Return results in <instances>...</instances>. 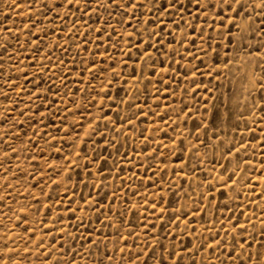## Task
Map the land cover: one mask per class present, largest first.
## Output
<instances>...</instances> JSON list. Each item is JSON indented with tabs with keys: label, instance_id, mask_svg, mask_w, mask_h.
Wrapping results in <instances>:
<instances>
[{
	"label": "rangeland",
	"instance_id": "obj_1",
	"mask_svg": "<svg viewBox=\"0 0 264 264\" xmlns=\"http://www.w3.org/2000/svg\"><path fill=\"white\" fill-rule=\"evenodd\" d=\"M183 2L0 0V264H264V14Z\"/></svg>",
	"mask_w": 264,
	"mask_h": 264
},
{
	"label": "snow or ice",
	"instance_id": "obj_2",
	"mask_svg": "<svg viewBox=\"0 0 264 264\" xmlns=\"http://www.w3.org/2000/svg\"><path fill=\"white\" fill-rule=\"evenodd\" d=\"M70 3V0H69ZM189 3L194 4V6L197 9V14L200 12L205 13V17L207 16V12L205 10L212 11L214 13L215 17H220L221 12L224 10H230L232 13H236L240 11L241 9H245L243 15H248V9H259L262 14H264V0H189ZM129 4H132V0H122L120 4H116L115 0H108L107 6L109 7H117L121 10L126 9ZM235 5V7H233ZM138 5L133 4L132 7L136 8ZM163 9L164 13L166 15L171 14L173 11H179L183 9L185 12L188 11L187 6L183 2V0H167V6L165 7L164 4H161L158 8V10ZM222 19H227V17H222ZM253 17L249 16L250 23L247 26V29L239 28L238 32L236 34L230 35L228 37V42L230 44H234V42L238 41L239 43L236 44V47L239 48L241 51H247L249 56H252L253 52L255 53V56L258 60V66L261 68V77H264V19H261L259 24L255 29L251 26V21ZM233 21L229 20V23L231 24ZM162 23V22H161ZM135 31V29H133ZM202 29H195L194 31H201ZM245 31L248 32V35H245ZM255 36L257 38L256 43H252V37ZM154 47V46H152ZM145 55L150 56L151 53L145 52ZM225 66H227V62L225 63ZM133 72H135V69H133ZM219 74V73H217ZM211 75V73H209ZM260 82V78H257L256 83ZM262 88H264V85H261ZM213 89L208 88L205 86V93L211 94ZM193 95H195V90L193 92ZM197 104L200 102L197 101ZM256 107H259L261 110H264V96L260 97V103L256 105ZM182 110V109H181ZM231 115V113L228 111L227 103H225L224 106V112L217 113V118L221 120V122L228 119V117ZM215 137V134L213 136ZM221 145L224 148V151L232 154L233 150L236 154H239L241 151V148L243 145L240 146L233 145L232 147H228L227 145H224L223 141H220ZM262 146H264V141L261 142ZM238 166V165H237ZM229 180H231V176L228 177ZM159 207V204L153 205L152 211L155 212L156 209ZM167 211V208H164L161 210V214ZM159 218V217H157ZM235 227V225H233ZM241 230H243V226H241ZM264 231V229H262ZM241 248H243V243L240 245ZM259 254L257 255V259H259ZM155 260V258H153ZM144 264H148L147 260L144 261ZM156 264H164V261L161 259L156 262Z\"/></svg>",
	"mask_w": 264,
	"mask_h": 264
}]
</instances>
